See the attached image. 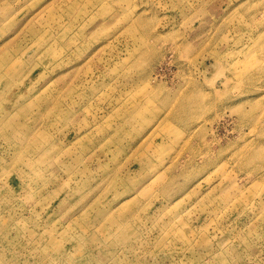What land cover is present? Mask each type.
<instances>
[{"label":"rangeland","instance_id":"1","mask_svg":"<svg viewBox=\"0 0 264 264\" xmlns=\"http://www.w3.org/2000/svg\"><path fill=\"white\" fill-rule=\"evenodd\" d=\"M0 264H264V0H0Z\"/></svg>","mask_w":264,"mask_h":264}]
</instances>
